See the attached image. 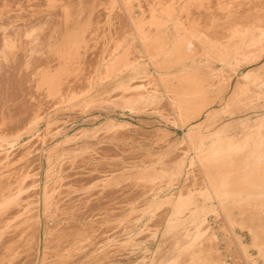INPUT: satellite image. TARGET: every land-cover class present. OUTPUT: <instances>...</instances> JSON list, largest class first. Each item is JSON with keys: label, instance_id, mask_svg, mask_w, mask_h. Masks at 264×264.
I'll return each instance as SVG.
<instances>
[{"label": "rangeland", "instance_id": "1", "mask_svg": "<svg viewBox=\"0 0 264 264\" xmlns=\"http://www.w3.org/2000/svg\"><path fill=\"white\" fill-rule=\"evenodd\" d=\"M250 2L0 0V169L23 163L14 188L0 176V203H24L0 221L17 223L7 245L28 234L34 250L38 228L44 264H264V0Z\"/></svg>", "mask_w": 264, "mask_h": 264}, {"label": "bare ground", "instance_id": "2", "mask_svg": "<svg viewBox=\"0 0 264 264\" xmlns=\"http://www.w3.org/2000/svg\"><path fill=\"white\" fill-rule=\"evenodd\" d=\"M246 1V0H245ZM248 2V1H247ZM252 2V1H251ZM250 2V0H249V3H251ZM241 2H239V4H240ZM246 4V3H245ZM253 3H251V5H252ZM255 4V3H254ZM247 5H248V3H247ZM244 6V5H243ZM246 6V5H245ZM258 6V5H257ZM242 7V6H241ZM4 8H6V7H4ZM243 8V7H242ZM247 8V7H246ZM241 9V8H240ZM244 9V8H243ZM1 10V9H0ZM8 10V9H7ZM10 10V9H9ZM246 10V9H245ZM3 12H5V10L3 11ZM3 12H2V14H3ZM242 13V12H241ZM5 14H7V12L5 13ZM18 14V13H17ZM242 14H244V12L242 13ZM4 15V14H3ZM2 15V16H3ZM8 15H10V14H8ZM12 15V14H11ZM21 15V14H20ZM6 16V15H5ZM11 17V16H10ZM20 17V16H19ZM8 18H9V16H8ZM7 19V18H6ZM13 22V21H12ZM261 26H263V22L262 23H258V24H256V23H253V24H251V26H249L248 27V29H244V28H241V29H239V31L240 30H247L246 31V33H245V35L248 37V38H251L252 36H255V33H253L252 32V30L251 29H257V28H259V27H261ZM241 35H243V33H241ZM259 36H264V31H259ZM36 47H37V45H36ZM34 50H35V48H34ZM15 55H17V52H16V49H15V47L14 46H12V48L9 50V52L8 53H6V55L4 56V59L6 60V59H10L9 57H11L12 59H14V57H15ZM1 56V55H0ZM35 59H37V58H35ZM32 60V59H31ZM30 61V60H29ZM2 62V61H1ZM221 65H223V69H225L224 68V63H221ZM256 70H254V72H255ZM4 73V72H3ZM2 73V74H3ZM148 77H150V76H148ZM3 78V77H2ZM150 80V79H149ZM255 80V78L253 77V75L251 74V73H246L244 76H242V77H240L239 78V80H238V82H237V85L235 86V88L236 87H239V84L240 85H243V84H245V83H247V82H249V83H251V82H253ZM147 81V80H146ZM154 80H152L151 79V81L149 82L150 84L153 82ZM212 81L214 82V79H212ZM208 82V81H207ZM141 83V82H140ZM210 83V82H209ZM212 83V82H211ZM210 83V84H211ZM213 84V83H212ZM216 84V83H215ZM0 85H2V83L0 84ZM140 85V84H139ZM200 85V84H199ZM194 87H196V86H194ZM210 87V86H209ZM1 88V87H0ZM197 88H198V86H197ZM196 88V89H197ZM7 89V88H6ZM197 90H199V88L197 89ZM202 90V89H201ZM237 90V89H236ZM235 90V91H236ZM1 91V90H0ZM6 91V90H5ZM235 91H233V93L235 92ZM210 92V91H209ZM9 93H10V91H9ZM138 93V92H137ZM136 93V94H137ZM199 93V92H198ZM212 93V92H211ZM232 93V94H233ZM236 93H237V91H236ZM235 93V94H236ZM2 95V94H1ZM74 94H72V96H73ZM71 96V95H70ZM201 97V96H200ZM203 97V96H202ZM235 97V96H234ZM196 98H199V97H196ZM60 101V100H59ZM237 103V102H236ZM161 104V103H160ZM194 104V103H193ZM192 104V105H193ZM194 105H196V104H194ZM162 106V105H161ZM205 106V105H204ZM163 107V106H162ZM166 107V106H165ZM164 107V108H165ZM197 107V106H196ZM195 107V108H196ZM36 108H38V107H36ZM24 109V108H23ZM30 108H26V110H29ZM33 109V108H32ZM25 110V109H24ZM25 110V111H26ZM36 110H38V109H36ZM39 110H40V108H39ZM39 110H38V112H39ZM43 110V109H42ZM34 112H35V110H34ZM32 115V114H31ZM34 115V114H33ZM1 117V116H0ZM2 118V117H1ZM15 118V117H14ZM17 119V118H16ZM24 119H26L25 117H24ZM1 120V119H0ZM19 120H21V119H19ZM8 122V121H7ZM11 122V121H10ZM37 123L38 122H34L33 124V126H31V127H34L35 125H37ZM245 125V127L247 126V124H244ZM244 125H243V127H244ZM251 125V128L253 127V126H256L257 124H250ZM54 127V126H53ZM112 127H114V126H112ZM50 128H52V127H50ZM53 129V128H52ZM45 130V129H44ZM49 130V129H48ZM116 130H118V129H116ZM115 130V132L117 133V131ZM123 130V129H122ZM121 130V131H122ZM126 132L128 131V128L125 130ZM140 131V130H139ZM164 131V130H163ZM120 132V131H119ZM118 132V133H119ZM144 132V131H143ZM155 132H159V131H155ZM115 133V134H116ZM123 133H125V132H123ZM128 133H129V131H128ZM160 133H162V132H160ZM160 133H155V136H156V134L158 135V134H160ZM102 133H100V135H101ZM104 134H105V132H104ZM113 134V133H112ZM119 134H121V133H119ZM118 134V135H119ZM151 134V133H150ZM153 134V133H152ZM165 134H166V132H165ZM76 135V134H75ZM124 135V134H123ZM127 135V134H126ZM163 135V134H162ZM167 135V134H166ZM38 136V135H37ZM36 136V137H37ZM182 142H187V140H189V138H191V130H188L187 132H184V134H182ZM35 137V136H34ZM31 140V139H30ZM29 140V141H30ZM31 141H33V138H32V140ZM181 142V143H182ZM5 144V143H4ZM15 144V143H14ZM1 145V144H0ZM3 145V144H2ZM6 145V144H5ZM4 145V146H5ZM16 145V144H15ZM9 147L10 148H12V150L11 151H9L8 152V154H12V156L14 157H17V156H19L21 153H24L25 152V154L27 153V152H29V150L31 149L30 148V146H29V144L26 142V143H23V144H21V145H19V147H17L15 150H14V145H13V143H11L10 145H9ZM5 148H6V146H5ZM3 153H5L6 154V152H3ZM4 154V155H5ZM1 155H2V152H1ZM3 156V155H2ZM1 157V156H0ZM217 160H219V159H217ZM221 161H222V159H221ZM221 161L219 160V162L221 163ZM217 162V161H216ZM223 163H225V162H223ZM212 164H214V165H217V164H215V163H212ZM211 164V165H212ZM218 165H220V164H218ZM223 164L221 163V165L220 166H222ZM220 166H217V168L218 167H220ZM226 166V165H225ZM234 166V165H233ZM246 166V165H245ZM244 166V167H245ZM22 167H23V163H17V164H13V165H10V166H6V168L5 169H0V176H4V177H6V179H8L7 181L9 182L8 183V185L7 186H10V187H12V188H14L13 186H15L14 184H15V180H16V172L17 171H20L21 169H22ZM212 167V166H211ZM223 167V166H222ZM236 167V166H235ZM241 167V166H240ZM210 168V167H209ZM225 168V167H224ZM230 168V167H229ZM233 168V167H232ZM241 168H243V166L241 167ZM214 169H215V167H214ZM213 169V170H214ZM231 169V168H230ZM215 170H217V172L219 171V168L218 169H215ZM221 171V170H220ZM236 172V171H235ZM238 172V171H237ZM230 173V172H229ZM227 174V173H226ZM10 180V181H9ZM1 181V180H0ZM37 186V185H36ZM3 188H5V185L4 186H2L1 187V189H0V192H1V190L3 189ZM27 196V195H26ZM26 196H25V192H22L21 194H20V196H19V198H20V200H23L24 198H26ZM16 197H17V194L16 193H14V192H10L8 195H7V197L5 198V200H3V202H4V205H3V203H0V221L2 220V219H4V218H8V219H12V218H16L15 216H14V213H16V212H20V211H22V207H23V205H24V203L23 202H19L18 203V206H16V205H14V201H15V199H16ZM94 204V203H93ZM92 204V205H93ZM95 207V206H94ZM169 222V221H168ZM6 223H8V222H6ZM12 223V224H11ZM202 224H203V222H201ZM16 220H12L8 225L7 224H4V225H1L0 224V264H39V259H40V252H38V249L40 248V239H39V235H37L38 234V228L36 229V243L35 244H37V246L34 248V250L33 249H31L30 250V248H31V246H32V241H31V238H29L28 236V234H24V236L21 238V236L19 237L20 238V241L15 245V244H11V245H7V242L5 241L6 240V237H5V235L6 234H8V233H11V232H14V231H17V230H13V228H16ZM70 224H72V223H70ZM74 224V223H73ZM14 226V227H13ZM70 226V225H69ZM72 226V225H71ZM74 227H75V225H73ZM73 226L72 227H70V228H73ZM64 229H68L66 226L65 227H63ZM92 228V227H91ZM172 228H173V222H169V223H166V225H165V228H164V231H163V234H167V233H169L171 230H172ZM204 228H205V226H204ZM203 227H202V225L200 226V225H198V226H196L195 227V230H196V232H199V231H203V230H205ZM82 229V228H81ZM85 230V228L82 230V231H84ZM89 230V229H88ZM193 230H194V228H193ZM19 231H20V229H19ZM81 231H79V233H80ZM192 232V231H191ZM66 233V232H65ZM64 233V234H65ZM84 233V232H83ZM87 233V232H86ZM206 232H204L203 231V234L202 235H204ZM82 234V233H81ZM85 234V233H84ZM160 234V233H159ZM27 235V236H26ZM74 235V234H73ZM80 235V234H79ZM68 236L69 235H66L65 236V238L67 237L68 238ZM86 236V235H85ZM207 236V235H206ZM83 237V236H82ZM50 238H52V237H50ZM75 238V237H74ZM78 238H79V236H78ZM77 238V239H78ZM204 238H205V236H204ZM202 239H203V236H202ZM209 239V238H208ZM207 238L205 239V242H206V240H208ZM255 239V238H254ZM253 239V240H254ZM48 240H49V238H48ZM47 240V241H48ZM51 240V239H50ZM154 240V239H153ZM210 240V239H209ZM3 242H4V245H3ZM202 242V241H201ZM204 242V241H203ZM202 242V243H203ZM205 242H204V245H205ZM9 243V242H8ZM45 243V242H44ZM202 243H201V245H202ZM208 244H210L209 242H208ZM45 245V244H44ZM200 245V246H201ZM47 246V245H46ZM46 246H44V247H46ZM203 246V245H202ZM210 246V245H209ZM205 247V246H204ZM211 247V246H210ZM209 247V248H210ZM260 247H261V245H260ZM263 247H264V245H263ZM201 248V247H200ZM208 248V247H207ZM206 248V249H207ZM208 248V250H211V249H209ZM204 249V248H203ZM203 249H201V252H204L205 253V251H202ZM262 249V248H261ZM44 251V253L42 254V257L44 256V258H43V260H42V262H41V259H42V257H41V259H40V262L42 263V264H44V259H46V251H45V248L43 249ZM212 252V251H211ZM211 252L209 251V255H211V257L210 256H208V258L210 257L211 258V261H212V259L214 260V262H215V259L214 258H212V254H211ZM203 253V254H204ZM202 254V255H203ZM202 255L200 256H198V257H200V258H202ZM214 255V254H213ZM204 256V255H203ZM205 256L207 257V254L205 253ZM205 256H204V258H205ZM151 257H152V255H151ZM150 257V258H151ZM216 257H218V256H216ZM74 258V257H73ZM187 258H190V259H188V262L189 261H191V257H187ZM186 258V259H187ZM199 258V259H200ZM207 258V259H208ZM209 258V259H210ZM179 259V258H178ZM178 259H174L173 258V260H176V263H177V260ZM198 259V258H197ZM198 259V260H199ZM180 260V259H179ZM178 260V261H179ZM221 260V259H220ZM70 261V260H69ZM183 261V260H182ZM196 261V260H195ZM201 261H203V259L201 260ZM207 261V260H206ZM222 261V260H221ZM220 261V262H221ZM71 262H72V260H71ZM71 262H69V263H71ZM167 262V261H166ZM173 262V261H172ZM171 262V263H172ZM180 263H181V261H179ZM179 262L177 263V264H179ZM184 262H186V261H184ZM209 262V261H208ZM174 263V262H173ZM175 263V264H176ZM197 263V262H196ZM196 263H194L193 262V264H196ZM212 263H213V261H212ZM219 263V262H218ZM198 264H199V262H198ZM200 264H202V263H200ZM205 264V263H204ZM207 264V263H206ZM210 264V263H209ZM216 264H217V262H216Z\"/></svg>", "mask_w": 264, "mask_h": 264}]
</instances>
